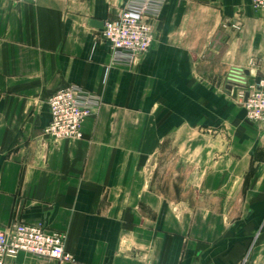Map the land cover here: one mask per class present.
Returning <instances> with one entry per match:
<instances>
[{
    "label": "crops",
    "instance_id": "crops-1",
    "mask_svg": "<svg viewBox=\"0 0 264 264\" xmlns=\"http://www.w3.org/2000/svg\"><path fill=\"white\" fill-rule=\"evenodd\" d=\"M127 6L154 41L121 64L99 36ZM233 69L264 77L251 0H0V229L42 221L72 255L15 263L264 264V123L225 89ZM69 83L100 103L49 142Z\"/></svg>",
    "mask_w": 264,
    "mask_h": 264
},
{
    "label": "built area",
    "instance_id": "built-area-1",
    "mask_svg": "<svg viewBox=\"0 0 264 264\" xmlns=\"http://www.w3.org/2000/svg\"><path fill=\"white\" fill-rule=\"evenodd\" d=\"M251 5L264 11V0H251ZM152 15L146 6H127L116 18L104 21L99 39L109 44L117 63L129 64L150 49L154 41ZM231 26L239 30L241 24L234 22ZM246 86L247 89L239 91L236 97L249 119L264 123V77L254 83L246 82ZM47 103L51 120L42 135L47 141L58 143L82 137L83 120L95 112L100 97L83 85L69 83L57 89ZM65 238L64 231L50 228L42 221L14 220L0 229V264H16L15 258L21 252L45 259L71 260V253L65 249Z\"/></svg>",
    "mask_w": 264,
    "mask_h": 264
},
{
    "label": "water",
    "instance_id": "water-1",
    "mask_svg": "<svg viewBox=\"0 0 264 264\" xmlns=\"http://www.w3.org/2000/svg\"><path fill=\"white\" fill-rule=\"evenodd\" d=\"M250 71L233 69L226 81L225 89L228 93L232 94L234 97L237 96V93L241 90H246V78L249 75ZM248 96V92H245V98Z\"/></svg>",
    "mask_w": 264,
    "mask_h": 264
}]
</instances>
